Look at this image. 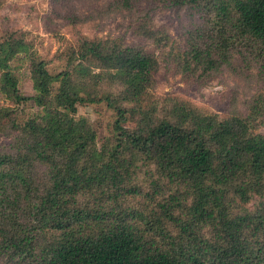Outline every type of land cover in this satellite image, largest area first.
<instances>
[{
  "label": "trees",
  "instance_id": "obj_1",
  "mask_svg": "<svg viewBox=\"0 0 264 264\" xmlns=\"http://www.w3.org/2000/svg\"><path fill=\"white\" fill-rule=\"evenodd\" d=\"M150 1L196 9L184 43L145 17L131 31L150 48L73 31L58 70L27 32L2 31L0 264H264V92L223 93L215 112L150 91L165 46L186 85L264 81V0Z\"/></svg>",
  "mask_w": 264,
  "mask_h": 264
},
{
  "label": "rangeland",
  "instance_id": "obj_2",
  "mask_svg": "<svg viewBox=\"0 0 264 264\" xmlns=\"http://www.w3.org/2000/svg\"><path fill=\"white\" fill-rule=\"evenodd\" d=\"M1 4L0 35L7 28L27 32L28 39L48 62V67L58 70L63 64L57 53L70 41L73 31L87 37L122 36L125 43L150 48L152 44L149 41L136 37L131 31V24L136 18L145 17L151 25L165 27L174 44L184 43L188 32L200 21L194 8L165 7L150 0H132L130 9L118 6L116 0H1ZM166 49L167 46L155 50L160 68L150 88L154 94L180 95L196 105L220 112L224 105L223 93L227 97L233 91L241 103L254 93L264 92V81L257 74L235 77L225 70L213 74L205 82L186 85L178 75L169 72L163 60ZM19 88L24 94L32 92L26 77L20 79ZM0 104H7L1 95ZM25 110L28 111V108ZM78 114L103 124L109 118L108 110L101 108L96 111L91 105L79 106ZM257 130L264 132V123Z\"/></svg>",
  "mask_w": 264,
  "mask_h": 264
}]
</instances>
